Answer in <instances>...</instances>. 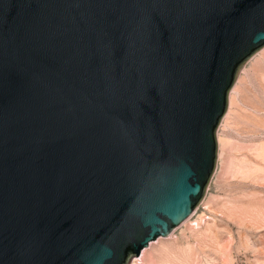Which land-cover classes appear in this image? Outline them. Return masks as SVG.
Here are the masks:
<instances>
[{
  "label": "water",
  "instance_id": "95a60500",
  "mask_svg": "<svg viewBox=\"0 0 264 264\" xmlns=\"http://www.w3.org/2000/svg\"><path fill=\"white\" fill-rule=\"evenodd\" d=\"M264 0H0V264H129L202 200Z\"/></svg>",
  "mask_w": 264,
  "mask_h": 264
},
{
  "label": "rangeland",
  "instance_id": "374dc122",
  "mask_svg": "<svg viewBox=\"0 0 264 264\" xmlns=\"http://www.w3.org/2000/svg\"><path fill=\"white\" fill-rule=\"evenodd\" d=\"M193 215L129 264H264V48L239 71Z\"/></svg>",
  "mask_w": 264,
  "mask_h": 264
}]
</instances>
